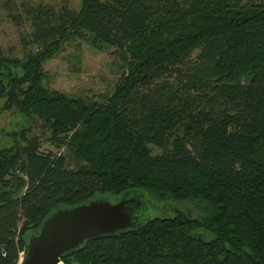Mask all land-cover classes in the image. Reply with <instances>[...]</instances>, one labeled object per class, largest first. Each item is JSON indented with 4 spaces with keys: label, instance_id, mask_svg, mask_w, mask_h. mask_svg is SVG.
I'll use <instances>...</instances> for the list:
<instances>
[{
    "label": "trees",
    "instance_id": "obj_1",
    "mask_svg": "<svg viewBox=\"0 0 264 264\" xmlns=\"http://www.w3.org/2000/svg\"><path fill=\"white\" fill-rule=\"evenodd\" d=\"M71 2L25 7L23 55L0 49V112L27 122L0 149V264H19L52 213L98 197L132 199L135 224L68 263L264 264V0ZM72 39L113 49L112 90L46 82Z\"/></svg>",
    "mask_w": 264,
    "mask_h": 264
},
{
    "label": "rangeland",
    "instance_id": "obj_2",
    "mask_svg": "<svg viewBox=\"0 0 264 264\" xmlns=\"http://www.w3.org/2000/svg\"><path fill=\"white\" fill-rule=\"evenodd\" d=\"M8 0H0V49L21 57L23 46L21 35L30 32V22L26 20L23 9L37 4H56L60 0H11L13 5L23 13L24 21H16L13 14L5 7ZM80 0H72V6L78 7ZM200 50H196L191 58L196 59ZM115 60L113 49L98 51L90 43L81 39H72L65 43L56 58L45 63L46 82L53 88L67 92L69 95H98L112 90L119 80L120 69ZM26 118L16 112H0V149L13 144L7 133L19 130L26 125ZM38 134H41L39 132ZM42 151L67 153L65 147L58 149L49 139L41 138ZM113 202L118 199H111Z\"/></svg>",
    "mask_w": 264,
    "mask_h": 264
},
{
    "label": "water",
    "instance_id": "obj_3",
    "mask_svg": "<svg viewBox=\"0 0 264 264\" xmlns=\"http://www.w3.org/2000/svg\"><path fill=\"white\" fill-rule=\"evenodd\" d=\"M133 200L117 202L103 198L74 207H63L46 218L26 244L19 264H55L65 253L76 250L100 234L117 233L134 226Z\"/></svg>",
    "mask_w": 264,
    "mask_h": 264
},
{
    "label": "built area",
    "instance_id": "obj_4",
    "mask_svg": "<svg viewBox=\"0 0 264 264\" xmlns=\"http://www.w3.org/2000/svg\"><path fill=\"white\" fill-rule=\"evenodd\" d=\"M25 251L19 252V263H21L24 260ZM55 264H81L78 260L72 261L71 263H68L66 260H64L63 257H61Z\"/></svg>",
    "mask_w": 264,
    "mask_h": 264
},
{
    "label": "bare ground",
    "instance_id": "obj_5",
    "mask_svg": "<svg viewBox=\"0 0 264 264\" xmlns=\"http://www.w3.org/2000/svg\"><path fill=\"white\" fill-rule=\"evenodd\" d=\"M26 254V253H25Z\"/></svg>",
    "mask_w": 264,
    "mask_h": 264
}]
</instances>
